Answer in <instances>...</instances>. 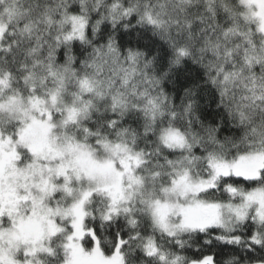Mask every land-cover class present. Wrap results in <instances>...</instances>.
Masks as SVG:
<instances>
[{
    "label": "snow or ice",
    "instance_id": "6c2138e0",
    "mask_svg": "<svg viewBox=\"0 0 264 264\" xmlns=\"http://www.w3.org/2000/svg\"><path fill=\"white\" fill-rule=\"evenodd\" d=\"M0 264H264V0H0Z\"/></svg>",
    "mask_w": 264,
    "mask_h": 264
}]
</instances>
